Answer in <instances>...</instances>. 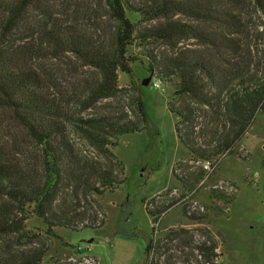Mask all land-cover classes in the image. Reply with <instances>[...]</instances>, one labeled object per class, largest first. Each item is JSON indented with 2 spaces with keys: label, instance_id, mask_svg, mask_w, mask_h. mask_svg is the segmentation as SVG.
I'll return each mask as SVG.
<instances>
[{
  "label": "trees",
  "instance_id": "1",
  "mask_svg": "<svg viewBox=\"0 0 264 264\" xmlns=\"http://www.w3.org/2000/svg\"><path fill=\"white\" fill-rule=\"evenodd\" d=\"M59 1L0 0V131L12 135L14 127L36 147L22 152L25 162L16 160L13 151L21 145L16 134L15 147L0 146L1 234L23 231L30 207L47 226V234L60 239L55 226L78 229L70 218L52 211L65 189L73 186L87 196L125 183V168L112 147L120 135L146 129L143 99L134 98L137 120L115 110L84 112L119 95V71L131 74V63L138 60L128 52L135 43L166 47L160 55L149 49L148 68L172 85L168 109L177 117L175 132L189 161L198 163L183 177L174 170L186 192H194L203 180L204 163L218 166L222 157L236 154L256 116L264 115V44H250L256 18L254 35H264V0H152L138 5L127 0ZM191 40L195 43H187ZM47 58L63 60V83L46 69ZM71 129L107 161L82 158ZM154 201L144 204L157 221L179 200L151 207ZM185 213L196 219L194 213ZM172 231L170 235H182L184 246L192 244L188 230ZM203 236L205 240L191 245V256L198 264H222V252L216 251L221 246L208 230ZM158 243L151 237L147 253ZM42 260L33 255L16 262L9 257L0 264Z\"/></svg>",
  "mask_w": 264,
  "mask_h": 264
},
{
  "label": "rangeland",
  "instance_id": "2",
  "mask_svg": "<svg viewBox=\"0 0 264 264\" xmlns=\"http://www.w3.org/2000/svg\"><path fill=\"white\" fill-rule=\"evenodd\" d=\"M127 1L138 5L152 0ZM128 14L134 21L139 19L137 14ZM256 23H259L257 18ZM256 23H252L254 34ZM254 34L250 44H264V35L256 37ZM187 43L194 44L195 41ZM151 48L158 55L166 51V47L159 44L131 45L128 52L138 60L131 63V74L119 71L118 85L122 88L119 95L84 112L115 110L118 115L137 120L134 98L143 99L146 129L120 135L116 146L112 147L125 168V183L113 191L87 196L80 195L73 186L65 189L52 211L70 218L78 229L55 226L60 239L47 234L43 220L28 207L23 231L0 233V263L9 257L18 262L24 256L34 255L43 257L41 264H146L149 260L158 264H198L191 256L190 247L205 240L206 229L221 246L216 251L222 252V264H264V115L256 116L238 144L236 154L222 157L218 166L217 162H211L194 192H186L176 175L183 177L194 171L198 163L189 161V152L177 138V117L168 109L173 98L172 85L158 73L149 72L147 54ZM59 61L47 58L43 63L55 74L57 82L63 83V60ZM155 82L160 86H155ZM11 130L21 145L12 146L16 137L4 129L0 131V146L15 147L16 160L25 161L27 154L22 152L35 151V143L23 132H16L14 127ZM70 134L82 158L107 161L85 139L76 133ZM232 196L235 199L227 204L225 198ZM174 198L179 201L153 221L144 200H155L151 207H156ZM186 210L194 213L196 219L187 217ZM21 216L19 214L17 218ZM181 228L193 234L192 244L184 246L180 233L170 235L172 230L177 232ZM151 237L159 243L157 249L148 254L146 250Z\"/></svg>",
  "mask_w": 264,
  "mask_h": 264
},
{
  "label": "built area",
  "instance_id": "3",
  "mask_svg": "<svg viewBox=\"0 0 264 264\" xmlns=\"http://www.w3.org/2000/svg\"><path fill=\"white\" fill-rule=\"evenodd\" d=\"M155 86H160L159 82H155ZM205 167L208 169V168L211 167V164H210L209 162H207V163L205 164Z\"/></svg>",
  "mask_w": 264,
  "mask_h": 264
},
{
  "label": "crops",
  "instance_id": "4",
  "mask_svg": "<svg viewBox=\"0 0 264 264\" xmlns=\"http://www.w3.org/2000/svg\"><path fill=\"white\" fill-rule=\"evenodd\" d=\"M256 180H257V177H256ZM257 182V181H256ZM257 264V263H256Z\"/></svg>",
  "mask_w": 264,
  "mask_h": 264
}]
</instances>
